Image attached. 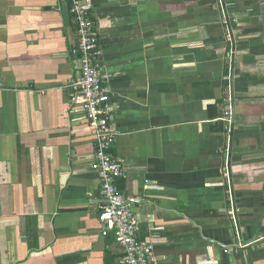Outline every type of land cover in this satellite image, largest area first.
<instances>
[{
	"label": "crops",
	"instance_id": "crops-1",
	"mask_svg": "<svg viewBox=\"0 0 264 264\" xmlns=\"http://www.w3.org/2000/svg\"><path fill=\"white\" fill-rule=\"evenodd\" d=\"M93 3L138 239L157 264H264V0ZM77 42L68 0H0V264H126Z\"/></svg>",
	"mask_w": 264,
	"mask_h": 264
},
{
	"label": "built area",
	"instance_id": "built-area-1",
	"mask_svg": "<svg viewBox=\"0 0 264 264\" xmlns=\"http://www.w3.org/2000/svg\"><path fill=\"white\" fill-rule=\"evenodd\" d=\"M77 24L78 42L73 53L78 58L79 75L71 83L74 96L82 103L85 117L95 135V159L92 168L101 179V195L105 205L99 221L104 237L114 236L125 253L126 264H157L154 247L138 239L139 222L131 208V198L118 188L117 182L125 176L123 164L111 150L117 141L111 127L115 107L109 87L113 78L99 62L100 36L96 28L93 0H68ZM224 113L231 116L232 101Z\"/></svg>",
	"mask_w": 264,
	"mask_h": 264
}]
</instances>
